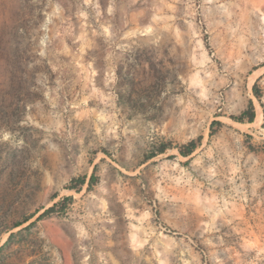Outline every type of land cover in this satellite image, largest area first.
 I'll use <instances>...</instances> for the list:
<instances>
[{
    "label": "rangeland",
    "instance_id": "374dc122",
    "mask_svg": "<svg viewBox=\"0 0 264 264\" xmlns=\"http://www.w3.org/2000/svg\"><path fill=\"white\" fill-rule=\"evenodd\" d=\"M0 264H264V0H0Z\"/></svg>",
    "mask_w": 264,
    "mask_h": 264
},
{
    "label": "trees",
    "instance_id": "16d2710c",
    "mask_svg": "<svg viewBox=\"0 0 264 264\" xmlns=\"http://www.w3.org/2000/svg\"><path fill=\"white\" fill-rule=\"evenodd\" d=\"M255 91H257V89L255 88ZM258 93V92H256ZM256 117V110H255V106L253 101H250L248 107L243 110L240 115L236 116V119L238 121H244V120H248L250 122L254 121ZM196 141H191L188 144L182 146L181 148V153L185 156L189 155L192 153V151L195 149L196 147ZM168 148V146L166 144H163L159 149H158V153H163L166 151V149ZM96 175L95 173H92L89 177V179H87L86 177H80L74 180V182L70 185H68V188H72V189H79L80 186L84 185V184H88L89 186H91L95 181H96ZM65 199L69 200L71 199V197H66ZM58 206V203L56 202L53 206H51L50 208L46 209L42 214H40L39 218H43L47 215H50L53 211H55L56 207ZM28 219L24 220L23 222H19L17 223L15 226H19L22 223H24L25 221H27Z\"/></svg>",
    "mask_w": 264,
    "mask_h": 264
}]
</instances>
